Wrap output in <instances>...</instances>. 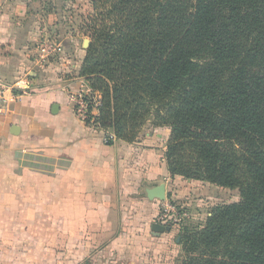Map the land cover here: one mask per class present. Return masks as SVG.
Returning a JSON list of instances; mask_svg holds the SVG:
<instances>
[{
	"label": "trees",
	"instance_id": "16d2710c",
	"mask_svg": "<svg viewBox=\"0 0 264 264\" xmlns=\"http://www.w3.org/2000/svg\"><path fill=\"white\" fill-rule=\"evenodd\" d=\"M92 5L79 74L100 95L97 126L130 142L151 116L172 176L238 190L180 227L183 264H264V0Z\"/></svg>",
	"mask_w": 264,
	"mask_h": 264
},
{
	"label": "crops",
	"instance_id": "0c3cea01",
	"mask_svg": "<svg viewBox=\"0 0 264 264\" xmlns=\"http://www.w3.org/2000/svg\"><path fill=\"white\" fill-rule=\"evenodd\" d=\"M30 1L0 0V79L17 86L0 106V264H43L48 249L61 264L63 246L76 255L95 243L166 242L178 227L156 235L151 225L168 194L176 202L191 181L170 174L166 142L150 127L129 142L75 115L67 89L91 87L79 74L85 55L70 67L52 63L62 48L76 51V35L53 57L31 53ZM70 68L75 79L57 77Z\"/></svg>",
	"mask_w": 264,
	"mask_h": 264
},
{
	"label": "rangeland",
	"instance_id": "374dc122",
	"mask_svg": "<svg viewBox=\"0 0 264 264\" xmlns=\"http://www.w3.org/2000/svg\"><path fill=\"white\" fill-rule=\"evenodd\" d=\"M28 5L29 11L26 20L30 22L31 28L34 30L31 36V53L38 58L42 55L47 58L52 53L53 57L56 51L50 52L49 44L54 46V49L56 45L55 50H57V43L62 42L64 46L76 35V51L71 54L62 48V58L56 55L52 58V63L57 68L60 66L70 67L72 63L77 64L86 54L90 43V17L94 14L92 0H31ZM85 39L88 40L86 47L83 45ZM65 57L66 62H63ZM56 74L57 77L72 78L73 69L70 68L66 74L61 69L56 70ZM151 118V116L148 117L141 126H131L133 128L128 133L130 135L135 133L133 141L144 137L150 127ZM186 180L191 181V186L186 189L187 193H181L176 197V203L183 208L182 211L186 215L175 234L169 237L166 242H158L149 248L140 246L137 250L134 247L130 248V245L121 247L115 246L112 242H110L111 245L105 242L103 245L96 246L95 243V247L89 248L88 251L81 250L76 255L70 254L68 248L63 246V253L60 256L61 264H183L184 254L178 237L182 233L180 227H188L190 231L198 230L205 226L207 217L215 206L239 200L237 189L217 187L211 183L210 185L203 184L206 181L196 179ZM176 187L181 188L178 185ZM170 198L171 196L168 194L167 199ZM164 246L166 248H161ZM43 261V264H58V258L53 249L46 251Z\"/></svg>",
	"mask_w": 264,
	"mask_h": 264
},
{
	"label": "built area",
	"instance_id": "2783aa9c",
	"mask_svg": "<svg viewBox=\"0 0 264 264\" xmlns=\"http://www.w3.org/2000/svg\"><path fill=\"white\" fill-rule=\"evenodd\" d=\"M50 50L53 51V46L49 44ZM17 86L8 84L0 79V106L6 101V95L8 92H12ZM67 96L69 102L72 104L75 115L84 121L86 124L97 125L95 123V116L98 112V106L100 105V95L94 91L91 87L84 88L82 81L77 88L67 89ZM183 208L172 199L163 200L157 221L169 227H178L181 225L185 218V212Z\"/></svg>",
	"mask_w": 264,
	"mask_h": 264
},
{
	"label": "water",
	"instance_id": "95a60500",
	"mask_svg": "<svg viewBox=\"0 0 264 264\" xmlns=\"http://www.w3.org/2000/svg\"><path fill=\"white\" fill-rule=\"evenodd\" d=\"M87 43H88V40L85 39L84 42H83V45H85V47H86ZM157 195L160 197V199H164L165 198L163 186H159L157 188ZM151 229H152L154 234L158 235L159 233H162L164 231H169L170 227L169 226H164V225H162L160 223H157V222H154L151 225Z\"/></svg>",
	"mask_w": 264,
	"mask_h": 264
}]
</instances>
